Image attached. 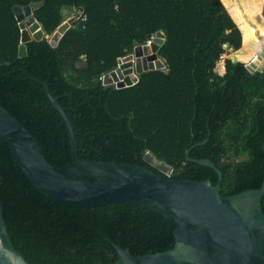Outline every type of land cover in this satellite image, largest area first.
I'll use <instances>...</instances> for the list:
<instances>
[{
  "label": "trees",
  "instance_id": "16d2710c",
  "mask_svg": "<svg viewBox=\"0 0 264 264\" xmlns=\"http://www.w3.org/2000/svg\"><path fill=\"white\" fill-rule=\"evenodd\" d=\"M41 3L35 16L48 35L67 10L82 8L87 19L79 18L57 47L47 38L33 41L21 57L14 7ZM243 27L223 0H0V104L57 167L73 162L71 138L43 82L71 119L82 159L158 172L144 160L149 150L173 166L165 179L216 185L218 173L191 160V149V158L211 159L222 171L224 196L258 189L264 183V69L228 57L225 72L217 70L228 49H243ZM159 31L166 36L159 54L168 70L146 72L131 87L105 88L104 75ZM0 196L14 247L31 264H112L118 254L104 234L135 255L175 243L173 222L150 208H76L45 197L2 138Z\"/></svg>",
  "mask_w": 264,
  "mask_h": 264
},
{
  "label": "water",
  "instance_id": "95a60500",
  "mask_svg": "<svg viewBox=\"0 0 264 264\" xmlns=\"http://www.w3.org/2000/svg\"><path fill=\"white\" fill-rule=\"evenodd\" d=\"M42 4L14 7L22 31L21 57L27 56V44L33 41L47 38L57 47L83 10L81 8L48 35L35 16ZM165 39V33L159 31L150 43H137L134 52L120 59L118 66L104 75L105 88L131 87L139 83L146 72L167 71L159 54ZM43 84L69 129L73 162L68 165L57 167L52 164L35 136L0 104V138L10 145L33 186L45 197L70 207L95 209L115 203H135L163 214L176 227L172 249L146 255H135L104 234L118 254L112 264H264V183L258 189L224 196L221 192L222 171L211 159L191 158V149L187 151L191 160L218 173L216 185L210 179H165L164 174L172 172L173 166L159 160L149 150L143 152L144 160L159 173L138 164L82 159L71 119L52 94L48 82ZM4 210L0 196V264H31L14 247Z\"/></svg>",
  "mask_w": 264,
  "mask_h": 264
},
{
  "label": "rangeland",
  "instance_id": "374dc122",
  "mask_svg": "<svg viewBox=\"0 0 264 264\" xmlns=\"http://www.w3.org/2000/svg\"><path fill=\"white\" fill-rule=\"evenodd\" d=\"M228 1L229 3L223 0L234 19L239 22V25L242 27L243 24H245V26L247 25L246 27L248 29H246L245 26L242 28L245 34L243 49L239 51L228 49L227 53L223 55L222 60L218 64L217 70L223 74L225 72V59L230 57L234 61L246 62L252 69H259L262 71L264 69V0H258L257 3L256 0H254V2L253 0H231L234 3L233 5L230 4V0ZM66 14L73 17L77 14V10H67ZM69 18L67 20H69ZM249 28H253L254 32L252 36L250 35L251 37H249ZM249 51L253 54L249 55Z\"/></svg>",
  "mask_w": 264,
  "mask_h": 264
},
{
  "label": "built area",
  "instance_id": "2783aa9c",
  "mask_svg": "<svg viewBox=\"0 0 264 264\" xmlns=\"http://www.w3.org/2000/svg\"><path fill=\"white\" fill-rule=\"evenodd\" d=\"M80 12H81V16H80V18L82 17L84 20H86L87 17H86V16H83L84 11L82 10V11H80ZM152 40H153V39H152ZM152 40L148 41L147 43H150Z\"/></svg>",
  "mask_w": 264,
  "mask_h": 264
},
{
  "label": "crops",
  "instance_id": "0c3cea01",
  "mask_svg": "<svg viewBox=\"0 0 264 264\" xmlns=\"http://www.w3.org/2000/svg\"><path fill=\"white\" fill-rule=\"evenodd\" d=\"M225 1H226V0H225ZM77 12H78V10H77ZM69 17H70V18H69ZM73 17H74V16H73ZM68 18L71 19L72 17H71V16H68ZM68 18H67V19H68ZM67 19H66V20H67ZM67 21H68V20H67ZM64 22H65V21H64Z\"/></svg>",
  "mask_w": 264,
  "mask_h": 264
}]
</instances>
